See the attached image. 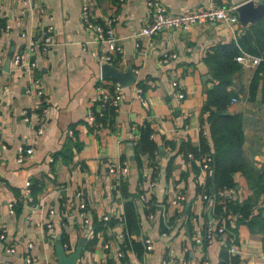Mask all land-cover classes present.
I'll return each mask as SVG.
<instances>
[{
	"label": "crops",
	"instance_id": "0c3cea01",
	"mask_svg": "<svg viewBox=\"0 0 264 264\" xmlns=\"http://www.w3.org/2000/svg\"><path fill=\"white\" fill-rule=\"evenodd\" d=\"M84 1L1 0L0 231L4 238L0 240V264H57L53 253L57 235L66 252L84 239L76 264H199L202 260L218 264L221 254L227 253L226 233L203 245L193 241L208 220L207 211L219 220L212 212L213 200L211 205L202 201L196 190L206 178L200 172L204 156L195 158L184 151L196 148L201 136L209 142L201 107L205 91L214 82L204 57L213 46L234 41L242 27L214 21L147 37L137 34L148 19L146 0H95L93 14L99 20L113 19L121 47L110 65L119 71L130 67L135 75L132 84L121 87L113 119L96 127L85 119L86 110L93 107L95 85L111 86L115 81L100 76L101 64L93 53L105 48L80 23ZM244 1L159 0L172 13L236 6ZM47 26L51 27V43L46 53L29 54L28 42L39 41ZM163 52L176 56L159 64ZM14 55L20 56L21 66H14ZM29 61L34 62L30 71L24 65ZM237 63L240 69L226 88L236 95L232 97L235 101L229 102L227 110L241 115L245 161L263 171L264 105L259 89L252 102L245 94L257 63ZM35 78L47 96L45 104L39 102L31 84ZM134 85L141 88L140 100L134 96ZM144 120L150 122L157 149L152 158L139 156L137 163L132 144ZM39 124L42 132L37 137ZM27 146L31 153L16 162L18 148ZM123 160L124 176L108 171L110 167L117 170ZM119 180L124 183L125 197L117 189ZM233 181L234 192L227 194L238 201L250 195L239 173ZM136 193L144 197V205L135 203L139 227L130 237L141 244L140 254L121 246L123 202ZM176 193L184 200L173 206L170 200ZM79 202L84 204L87 223L78 215ZM261 214L263 226L258 229L235 224L233 215H226L227 222L222 217L224 226L235 235L237 252L227 254L236 258V264H264V209ZM143 239L150 242L147 251ZM28 242L32 244L31 261L25 263ZM5 247L14 251L6 253Z\"/></svg>",
	"mask_w": 264,
	"mask_h": 264
},
{
	"label": "trees",
	"instance_id": "16d2710c",
	"mask_svg": "<svg viewBox=\"0 0 264 264\" xmlns=\"http://www.w3.org/2000/svg\"><path fill=\"white\" fill-rule=\"evenodd\" d=\"M243 53L259 59L246 87V100L249 102L254 101L259 89V99L264 105L263 17L253 24L240 28L234 41L213 46L206 53L204 63L214 82L205 91V99L201 107L202 112L205 114L209 142L201 136L197 147L184 151V155L190 153L195 158L210 157L209 174H206L203 186H196V190L199 191L200 195L206 194L212 197L213 215H217V218H219L218 216H224L226 222V215H233L235 224L245 223L250 229H258L263 226L261 213L264 209V170H254L245 161L242 151L241 115L240 113H229L227 110L230 99L236 95L226 88L231 84L234 74L240 69L235 57ZM114 112L115 109L112 108L105 110L102 122L108 121L109 123L113 119ZM151 134L150 122L144 120L138 128V136L132 144L133 156L137 163L139 156L146 155L152 158L153 152L157 149ZM120 159L122 160L123 157ZM235 173H239L245 179L250 190V195L241 201L226 193L228 189L234 192L233 175ZM211 175L213 176V193L209 192ZM117 189L121 196H127L124 183L121 180L118 182ZM139 194L128 195L129 198L123 202L120 217L124 233L121 244L122 249H132L137 254L142 251L141 244L130 235L137 233L139 227L134 202ZM259 198L261 206L257 208ZM254 208H257L255 213L253 212ZM60 241L62 244L63 239ZM236 262L234 256H229L226 252H223L218 264H236Z\"/></svg>",
	"mask_w": 264,
	"mask_h": 264
},
{
	"label": "built area",
	"instance_id": "2783aa9c",
	"mask_svg": "<svg viewBox=\"0 0 264 264\" xmlns=\"http://www.w3.org/2000/svg\"><path fill=\"white\" fill-rule=\"evenodd\" d=\"M32 0H25L26 3H30ZM95 0H85L80 7V23L84 26L86 30H89L93 35V40L96 43H99L104 46V51L102 52H94L93 55L97 59L99 64L107 63L112 64V62L117 58L119 53L121 52V47L119 44V40L114 33L112 27V18L104 17L99 20L95 14H93V6ZM146 16L147 22L139 29L138 35H145L147 37L154 36L162 31L177 29L186 31L191 27L199 24H203L206 22H214V21H222L225 22L228 26H236L238 24L237 16L234 11L235 6H206L202 8H197L190 11H184L180 13H172L169 12L160 2L159 0H146ZM0 8H1V0H0ZM50 32L51 27L47 26L44 29L42 38L35 42L29 41L27 44V52L32 54L34 51H39L41 54H45L47 48L49 47L50 40ZM150 45V42H148ZM175 53H167L163 52L161 57L158 60L159 64H165L168 60L175 58ZM235 61L243 63L247 62L250 65H255L259 59L257 57L241 54L235 57ZM12 62L15 67H19L22 65L21 58L19 55H14L12 57ZM1 64V59H0ZM26 68L28 71L33 69L34 62L29 61L26 64ZM1 74V68H0ZM135 81V80H134ZM31 84L35 87V94L39 96L40 103L45 104L47 102V96L44 94L42 88L39 86V81L37 78L31 80ZM121 87L114 83L111 86H105L101 82H97L95 85L94 96H93V107H89L85 112V119L87 122L93 126L101 127L102 118L104 116V111L112 108L116 109L120 99H121ZM133 93L136 98L141 99V88L138 86H133ZM182 94H178L177 97H181ZM235 98H231L230 102H234ZM43 108L41 109V111ZM43 112V111H42ZM42 129L39 126L36 129L37 137L41 134ZM32 151L30 146L27 147H19L17 150L16 162H21L22 159L29 155ZM187 156H191L187 154ZM209 163L210 157L204 156L202 162L200 164V172L203 176L207 174L209 171ZM108 171L116 176H124L127 171L126 162L123 160L120 163V167L115 170L113 168H109ZM151 185V184H150ZM227 192H231V189H228ZM76 197H79V192L75 193ZM200 199L202 201L207 202L209 205L212 204V197L210 195L201 194ZM184 200V196L182 194L176 193L170 200V203L174 206L179 202ZM134 202L136 204L144 205V197L139 194ZM78 215L82 219L83 223H87V219L84 215V204L79 202L78 205ZM151 218V215H148ZM217 219L207 220L203 230L200 234L194 236L193 241L198 245H203L204 243H209L211 239L219 234L226 233L228 236L226 251L229 255H232L237 252V245L235 243V235L234 233L227 229L224 226V222L222 221V217L218 216ZM106 217H103L105 220ZM122 235V234H121ZM163 235V234H162ZM4 232L0 231V240H3ZM114 243L117 244V239L114 240ZM142 243L144 245V250L147 251L151 248L150 242L148 239H143ZM65 250L66 246L62 245ZM104 248H107V245L104 244ZM32 248V244L28 242L25 245V256L24 262L29 263L31 261V256L29 251ZM6 253H12L14 251L13 247H5ZM120 255V252H119ZM199 264H207L205 260H202Z\"/></svg>",
	"mask_w": 264,
	"mask_h": 264
},
{
	"label": "water",
	"instance_id": "95a60500",
	"mask_svg": "<svg viewBox=\"0 0 264 264\" xmlns=\"http://www.w3.org/2000/svg\"><path fill=\"white\" fill-rule=\"evenodd\" d=\"M238 26L245 27L248 24H253L260 18L264 17V1L263 0H246L240 4H237L234 9ZM8 60H5L4 65L7 64ZM100 76L102 79L105 77L112 78L117 85L120 87L129 86L133 83L135 75L130 67H127L124 71H119L114 66L110 64L103 63L100 66ZM213 176H210V186L209 191L214 192V187L212 184ZM207 219L210 220L211 216L209 211L206 213ZM84 239L79 240L72 251L66 252L59 240V235L55 236L53 253L57 264H76L77 259L80 255Z\"/></svg>",
	"mask_w": 264,
	"mask_h": 264
}]
</instances>
